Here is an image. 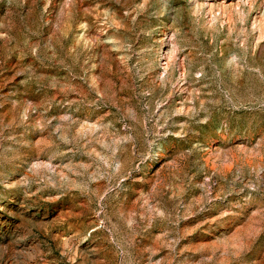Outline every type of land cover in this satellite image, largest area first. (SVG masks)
Returning a JSON list of instances; mask_svg holds the SVG:
<instances>
[{"label":"rangeland","instance_id":"374dc122","mask_svg":"<svg viewBox=\"0 0 264 264\" xmlns=\"http://www.w3.org/2000/svg\"><path fill=\"white\" fill-rule=\"evenodd\" d=\"M0 264H264V0H0Z\"/></svg>","mask_w":264,"mask_h":264}]
</instances>
